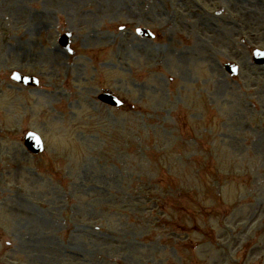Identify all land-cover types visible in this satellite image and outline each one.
<instances>
[{
    "label": "rangeland",
    "instance_id": "rangeland-1",
    "mask_svg": "<svg viewBox=\"0 0 264 264\" xmlns=\"http://www.w3.org/2000/svg\"><path fill=\"white\" fill-rule=\"evenodd\" d=\"M180 1L151 5L164 18L148 24L159 39L145 44V54L139 47L143 42L133 37L135 26L144 24L141 5L137 10L132 5L127 12L133 13H122L117 21L119 14L112 10L95 14L93 3L84 7L90 11L87 18L84 0L55 1L70 5L66 22L58 13L44 14V0H0V264H227L238 240L246 238L242 225L256 219L264 227V68L250 63L253 49L264 50V5L190 0V8L204 10L200 16L206 22L213 19L207 13H223L214 19L221 36L212 38L219 43L212 47L211 64L208 52L196 49L188 56L194 66L188 76L181 68L188 57L178 63L173 54L183 46L177 39ZM67 26L76 60L56 45L57 32ZM89 33L91 39L85 40ZM190 35L191 41L195 31ZM156 52L164 56L161 75L155 71ZM226 62L241 67L234 81L219 70ZM66 64L73 65L78 88L87 86L81 81L90 80L92 71L81 78L73 75L75 69L81 64L98 68V87L141 106L149 119L108 112L89 98L73 103L75 115L69 116L61 110L64 100L44 92L54 90L47 80L28 94L9 79L13 71L36 77L38 71ZM215 66L224 76L218 88L210 75ZM216 89H221L219 98L212 101ZM156 114L161 118L152 117ZM176 114L186 116L185 129L192 130L182 141L171 121ZM25 130L41 136L43 156L33 158L23 149ZM202 164L217 170L209 174L198 169ZM169 169L181 188L186 183L197 193L203 186L212 199L222 196L225 203L228 186L222 187L229 181L233 191L235 184L242 224L230 221L225 229L219 218L216 244L204 245L207 240L194 234L201 228L195 222L197 207L168 185L154 183L157 177L168 179Z\"/></svg>",
    "mask_w": 264,
    "mask_h": 264
},
{
    "label": "water",
    "instance_id": "water-1",
    "mask_svg": "<svg viewBox=\"0 0 264 264\" xmlns=\"http://www.w3.org/2000/svg\"><path fill=\"white\" fill-rule=\"evenodd\" d=\"M29 142L31 143L30 145H31V147L35 150L36 149V147L34 146V143H33V141L29 138Z\"/></svg>",
    "mask_w": 264,
    "mask_h": 264
}]
</instances>
